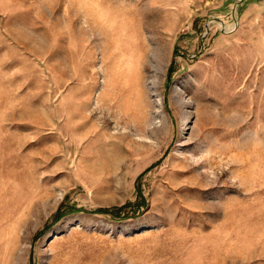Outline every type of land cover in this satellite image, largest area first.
Segmentation results:
<instances>
[{
  "label": "rangeland",
  "instance_id": "1",
  "mask_svg": "<svg viewBox=\"0 0 264 264\" xmlns=\"http://www.w3.org/2000/svg\"><path fill=\"white\" fill-rule=\"evenodd\" d=\"M0 264H264V0H0Z\"/></svg>",
  "mask_w": 264,
  "mask_h": 264
},
{
  "label": "trees",
  "instance_id": "2",
  "mask_svg": "<svg viewBox=\"0 0 264 264\" xmlns=\"http://www.w3.org/2000/svg\"><path fill=\"white\" fill-rule=\"evenodd\" d=\"M170 71V69H169ZM73 209V208H68L66 210H61L60 205L55 209V211L53 212V220H56L57 218H59L63 213H65L66 211ZM94 211H100V212H108L111 214H115L117 215L119 213V207H114V208H96Z\"/></svg>",
  "mask_w": 264,
  "mask_h": 264
},
{
  "label": "built area",
  "instance_id": "3",
  "mask_svg": "<svg viewBox=\"0 0 264 264\" xmlns=\"http://www.w3.org/2000/svg\"><path fill=\"white\" fill-rule=\"evenodd\" d=\"M205 2L209 1V0H204Z\"/></svg>",
  "mask_w": 264,
  "mask_h": 264
}]
</instances>
